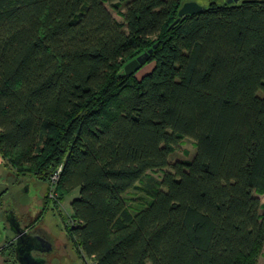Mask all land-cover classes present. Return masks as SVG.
Segmentation results:
<instances>
[{"label":"trees","instance_id":"16d2710c","mask_svg":"<svg viewBox=\"0 0 264 264\" xmlns=\"http://www.w3.org/2000/svg\"><path fill=\"white\" fill-rule=\"evenodd\" d=\"M120 1L0 0L2 157L78 190L64 228L94 264H258L264 0L178 21L182 0H126L124 23ZM183 137L196 154L171 163ZM138 183L151 200L132 213Z\"/></svg>","mask_w":264,"mask_h":264},{"label":"rangeland","instance_id":"374dc122","mask_svg":"<svg viewBox=\"0 0 264 264\" xmlns=\"http://www.w3.org/2000/svg\"><path fill=\"white\" fill-rule=\"evenodd\" d=\"M190 1L197 2L202 6H208L211 3L210 0H182L181 5ZM105 5L116 20L124 23L123 12L125 11L126 0H121L118 8L109 2H105ZM150 69L151 65H146L137 73V76L142 77ZM196 151L195 140L190 137H183L179 144L172 148L169 161L173 163L177 160H190L195 156ZM8 160L3 158L0 153V228H2L5 219L3 215V208L5 207L13 206L20 212L29 213L33 218H37L38 216L35 215L42 210L43 225L48 228L57 227L64 244L62 249L55 250L46 256V264H94L92 258L76 251L64 228L67 223L69 224L70 202L78 196V190L63 196L59 191L53 189V184H44L30 174L19 173V170L12 166ZM163 172L164 170L152 171L148 173V176L160 180ZM142 187V183H138L137 188L130 190L124 196L132 213H135L151 200V196ZM257 195L262 203L261 213L264 215V193L258 192ZM12 236L10 230H6L4 234L2 230V234H0V264H16L13 249L6 245ZM253 256L258 264H264V240L258 245Z\"/></svg>","mask_w":264,"mask_h":264},{"label":"flooded vegetation","instance_id":"af4514ba","mask_svg":"<svg viewBox=\"0 0 264 264\" xmlns=\"http://www.w3.org/2000/svg\"><path fill=\"white\" fill-rule=\"evenodd\" d=\"M2 205V204H1ZM43 209V208H42ZM39 213V214H38ZM37 213L38 216L32 217L29 213L20 212L12 207L3 208V215L5 217L2 228H0V234L10 230L13 234L10 241L7 242V246L11 247L14 251L15 263L20 264L17 252V236L21 233V237L29 240L32 244L40 247L32 250V256L36 260L47 261L46 256L53 251H59L62 249L63 240L59 236V230L55 226L51 228L43 225L42 210ZM41 214V215H40ZM28 241V242H29Z\"/></svg>","mask_w":264,"mask_h":264},{"label":"water","instance_id":"95a60500","mask_svg":"<svg viewBox=\"0 0 264 264\" xmlns=\"http://www.w3.org/2000/svg\"><path fill=\"white\" fill-rule=\"evenodd\" d=\"M240 0H227L228 3L232 2H238ZM204 6L200 5L197 2H185L182 7L180 8L178 12V19L184 17L187 14H193L201 11ZM175 21V22H176ZM147 53H144L143 55L138 56L137 58L131 60L125 65V71L127 74L132 73L135 71L146 59ZM21 233H18L17 236V252H18V259L20 261V264H44L43 260H36L32 256V250L40 248L34 244H32L29 240L25 239L24 237H21Z\"/></svg>","mask_w":264,"mask_h":264},{"label":"built area","instance_id":"2783aa9c","mask_svg":"<svg viewBox=\"0 0 264 264\" xmlns=\"http://www.w3.org/2000/svg\"><path fill=\"white\" fill-rule=\"evenodd\" d=\"M61 171V168H59V170L57 171V173L54 175L52 181L55 183L56 180L58 179L59 176V172ZM53 189H55V186H53ZM69 224H71V221L69 220Z\"/></svg>","mask_w":264,"mask_h":264}]
</instances>
